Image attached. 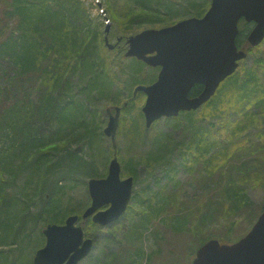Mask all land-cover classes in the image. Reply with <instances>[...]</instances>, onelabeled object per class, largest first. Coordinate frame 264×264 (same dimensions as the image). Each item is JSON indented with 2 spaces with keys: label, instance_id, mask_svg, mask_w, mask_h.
<instances>
[{
  "label": "trees",
  "instance_id": "1",
  "mask_svg": "<svg viewBox=\"0 0 264 264\" xmlns=\"http://www.w3.org/2000/svg\"><path fill=\"white\" fill-rule=\"evenodd\" d=\"M171 1L125 2L124 6L130 4L132 8L126 11L121 29L131 31L140 26L146 28L150 23H171L169 16L155 15L159 10L170 13L173 7ZM194 3H191V15H202L205 10L194 6ZM78 5V0H0V213L3 212L0 217V246L9 241L8 245H18L25 223L22 215L13 218L17 212L11 208L16 209L18 201L14 207V202L7 199L4 192L8 185L6 181H12L19 170L27 169V181L34 183L36 177L38 179L34 184L36 195L49 198L42 203L37 214L46 218L43 225L62 223L71 210H61V197L56 189L63 187L59 185L61 178L57 177L58 174L54 175L59 170L56 168L59 164L49 156L65 150L68 153L66 156L73 160L76 151H68L69 143L90 144L101 135L100 126L106 119L97 113L102 106L97 105L99 101L106 100L111 106H121L122 114L131 112L137 105L130 87L144 82L146 65L131 59L127 73L132 80L127 83V95L123 100L120 96L124 86L122 80L108 68L106 57L100 54L99 40L102 35L83 24L79 10L82 6ZM68 7L72 10H67ZM248 27L249 24L240 23L237 45L246 50L247 56L257 53L250 66L245 67L240 62L237 70L223 81L201 110L165 118V122H171L174 129H181L182 136L190 142L185 146L180 143L172 145L169 135L160 132L153 138L152 148L136 158L122 160L123 168L136 180V165L144 163L153 168L164 161L167 153L177 151V164L167 171L171 193L168 201L163 200L159 205L163 216L155 225L154 234L157 244L166 240L165 234L189 238L182 253L185 262L193 256L196 247L209 238L222 242L232 239L228 236L230 225L250 213L248 185L264 183V125L262 131L255 134L259 137L256 140H249V132H246L259 113L264 122V42L250 47L245 38ZM146 77L150 78L148 74ZM114 85L119 88L118 92ZM199 89L200 86H194L190 95L196 94ZM124 102H127L126 105H123ZM229 103L230 109L238 114L235 118L232 113L223 112ZM138 116L143 119L141 111ZM223 116L227 120L217 127L223 139L216 147L217 138L211 133V128H207L208 125L199 126V121ZM124 121L125 117H121L119 128L133 130L139 136L145 135L147 130L143 121L140 124L133 121L123 124ZM157 123L154 122L150 128ZM16 159H19V164L14 170L12 163ZM89 163L85 165L89 167ZM179 168L195 178L194 192L184 198H181L183 184L180 185L181 182L176 179ZM87 174H94V171ZM163 189L160 187L157 194ZM132 198L129 211L141 213L135 228L158 217L154 213L158 211L160 196L147 205H144L147 200L145 191L144 194L136 191ZM261 202L247 229L264 208V198ZM71 212L79 213L81 209ZM218 217L224 220L218 222ZM33 218L37 219V216ZM90 226L95 227L93 224ZM220 226L224 235L213 231ZM41 239L44 241L43 237ZM129 246V243L121 245L112 262L141 264L144 260L142 251L132 253ZM169 246H172L171 243ZM157 251L148 254L145 263L152 262ZM168 255L172 264L183 263L181 252L173 256L172 251H168ZM6 260L7 256L0 258V264H5Z\"/></svg>",
  "mask_w": 264,
  "mask_h": 264
},
{
  "label": "rangeland",
  "instance_id": "2",
  "mask_svg": "<svg viewBox=\"0 0 264 264\" xmlns=\"http://www.w3.org/2000/svg\"><path fill=\"white\" fill-rule=\"evenodd\" d=\"M128 1L130 0H114V2L113 0H78L79 5L82 6V9L79 10L81 11V20H83V24H87L90 26V28L98 30L102 35L99 40L100 54L106 57L108 68H111L116 77L122 80V84L124 86L120 90V96L123 98V100L127 95V83L132 80L129 78L130 75L128 76L127 73L128 69H130L129 65L132 58H127L124 56L126 47H124L123 42H120L117 49H107L103 41V36L104 30L107 28L109 41L115 42L117 37L123 38L144 28L140 26L137 28V30L131 29V31H123L121 29L122 21L126 19L124 17L126 16V11H129L132 8L129 6L130 4H126L124 6V3ZM192 2H195L194 6L200 8L203 7V9L206 10L210 0H172L171 4H173V7L171 8L170 13H167L165 10H159L155 15H159L161 17L169 16L170 18H168L172 20V22H176L191 16L193 12V6L191 5ZM67 10H72V8L68 7ZM172 22L150 23L145 27L158 28L172 24ZM260 48L262 49L263 47L261 46ZM256 55L257 53L248 55L241 61L242 65L245 67L250 66L254 56ZM146 74H148L150 78L146 77ZM156 74V68L146 65L143 74L145 79L143 78L144 82H141L140 84L151 83L154 80V76H156ZM135 86L136 85L130 87V91L133 92ZM113 88L116 90V92L119 91V88H117L115 85ZM144 98V93L137 94V105L131 112L126 114L121 113L119 117V123L120 118L125 117L123 124H131L132 121L136 124H140L143 119L140 120L138 113L140 112L139 109L143 104ZM98 103L99 104L97 105L102 106L101 109L97 111V113L102 114V118L107 120L105 110L106 108H112L113 106H111L106 100H104V102L99 101ZM230 107L231 105L229 103L223 112L232 113L233 117L235 118V114H238L237 112L232 111ZM202 108L203 107L201 106L198 110H201ZM208 111L209 110H207L206 115L208 114ZM130 119L133 120L130 121ZM226 120V116H223L222 118L214 117L212 120H210L212 122L211 125L209 124V119H201L199 121V126L206 127L205 125H208L207 128H211V133L217 138L216 147L219 146L223 139V137L220 136L221 133H219L217 127L219 126L220 122H225ZM260 120H262V122H259ZM105 123H101L102 125L100 126V131H102ZM263 125L264 122L262 115L259 113L257 115V120L246 129V132H249L248 139L256 140L257 136H255V134H257L259 131H262ZM145 129L147 130L146 132L144 131L145 135L139 136L133 133V130L130 132L127 128L118 127L115 139L117 144V157L121 163V177H126L131 174L123 168L122 160L125 161L130 157L136 158L140 153H144L149 148H152L153 144H151V142L153 141V138L160 132L169 135L171 139L170 144L172 145H179V143L184 145L190 142L189 139L187 140V138L182 136L183 132L181 129H174L171 125V122H165V118L160 119L153 128ZM258 138L259 137H257V139ZM67 148L69 149L68 151H76V155H72V158H74L73 160L69 156H66L68 153H65L64 149L62 152L56 151V154L49 156L51 159L58 161L59 164V166L56 167L59 170H57V173L54 175L58 174L57 177L61 178L59 180V185H61L63 188L56 189V192L61 197V210L72 211L74 209H81L82 212L90 203V197L87 189L88 178L104 177L107 173L108 163L113 152L111 141L110 138L101 133V135H99L98 138H95L90 144L72 142L69 143ZM172 149H174L173 146ZM177 158V151L175 150L174 152L167 153V156L164 157V161L161 162V164H155L153 168L147 167L144 163L136 165L135 168L134 175L136 176V180H134L132 197L136 191H141L143 194L145 191L147 193V200L145 201L144 205H147L149 203H154V201H156V197L160 196L161 201L157 202L158 211L154 213L156 214L154 216L158 217L153 219L152 222L141 225L137 229L135 228V225L139 224L138 219L141 213H134L128 209L118 221L105 227H91L89 222L84 223L83 228L85 235L93 240V248L89 255L83 258L78 264H115L112 262V259L119 251L120 246L125 243L130 244L129 248L132 250V253L135 250H141L144 260L152 251L158 250L157 254L153 256V261L149 262L148 264H172L173 262H171L172 259L168 255V251H172L173 256L176 253L181 252L180 259L183 261V263L181 262L180 264H190L191 258L188 260V262H185L182 255V253L185 251V244L187 241H189V238H183L179 236L173 237L170 234H165L166 240H160V244H157L154 234L155 225L159 224L161 216H163V214H161L162 210L160 209L159 205L163 200L168 201L167 198L171 193V186L168 182L169 178L167 177V171L177 164ZM87 162H91L93 165L89 163L88 167L85 165ZM18 164L19 159H16V161L12 163L14 170L18 168ZM86 169L87 171H85ZM93 171L94 174L91 175L97 176H91L87 174ZM28 174L29 171L27 169H22L21 171L19 170L18 174L12 181L8 180V182L6 181L5 183L8 184L7 187L5 186L6 189L4 190L7 199H11L14 202V207L16 206V200L18 201L17 208H11V210H16L18 214H13V218H18V216L22 215L21 217L25 222L23 225V234L19 237L17 242L18 245L21 244L20 248L17 247V244L8 245L10 241L4 243L3 246H0V258L7 256L5 264H31L35 250L43 245V240L41 239L43 235H41V233L42 229L44 228L43 224L45 223L44 221L46 218L38 217L37 214L41 210L44 202H47L49 198H45L44 196L39 197L36 195L38 193H36L34 189V184L36 181H38V179L36 177L35 182L30 183V181H27ZM176 179L181 182L180 185L183 184L181 198L188 197V195H191L194 192L193 187L195 178H191V175H189L184 169L179 168ZM160 187L164 189L158 195L157 191ZM248 187V208L250 206L248 211H250V213L245 217H239L240 220L230 225L228 236L232 239H236L240 235L244 234L252 218L257 213V211H259L260 205L262 204L261 201L264 198V183L254 186L248 185ZM178 197L179 194H177V199ZM132 200L133 198H131L130 204L132 203ZM67 206H69V209ZM26 207L28 208L27 211L24 210ZM105 207L106 206H103L102 208ZM71 211L68 214H73ZM81 212H79V214ZM2 213H0V217L2 216ZM29 215L30 217H27ZM36 216L37 219H34L33 217ZM221 220H224V218L221 219L218 217L217 221L221 222ZM215 229L216 230L213 231H215L217 234L224 235V230L221 226ZM170 243L172 246H169ZM144 260L141 262V264H147Z\"/></svg>",
  "mask_w": 264,
  "mask_h": 264
},
{
  "label": "water",
  "instance_id": "3",
  "mask_svg": "<svg viewBox=\"0 0 264 264\" xmlns=\"http://www.w3.org/2000/svg\"><path fill=\"white\" fill-rule=\"evenodd\" d=\"M240 19L253 23L246 36L249 46L260 44L264 39V0H211L200 17H187L160 28H145L127 37L125 56L160 66L154 82L138 84L132 92L133 96L137 92L146 95L141 107L146 128L159 118L197 109L235 72L239 61L247 55L236 44ZM104 40L109 49L114 47L107 35ZM195 84L202 88L190 96ZM113 109V112L106 109L108 121L103 128L113 149L107 175L88 180L91 201L80 215L70 214L62 224L45 226L42 230L45 243L36 250L32 264H78L93 246L92 239L84 237L82 224L91 219L105 226L117 221L126 210L133 177L120 178L115 134L121 106ZM103 206L107 207L101 209ZM191 264H264V210L238 241L221 244L211 238L200 245Z\"/></svg>",
  "mask_w": 264,
  "mask_h": 264
},
{
  "label": "flooded vegetation",
  "instance_id": "4",
  "mask_svg": "<svg viewBox=\"0 0 264 264\" xmlns=\"http://www.w3.org/2000/svg\"><path fill=\"white\" fill-rule=\"evenodd\" d=\"M158 71H159V67H158Z\"/></svg>",
  "mask_w": 264,
  "mask_h": 264
}]
</instances>
